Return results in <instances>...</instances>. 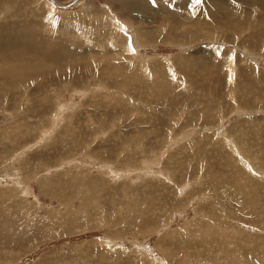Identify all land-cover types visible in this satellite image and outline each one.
<instances>
[{
  "label": "rangeland",
  "instance_id": "1",
  "mask_svg": "<svg viewBox=\"0 0 264 264\" xmlns=\"http://www.w3.org/2000/svg\"><path fill=\"white\" fill-rule=\"evenodd\" d=\"M55 1L0 0V264H264V0Z\"/></svg>",
  "mask_w": 264,
  "mask_h": 264
},
{
  "label": "bare ground",
  "instance_id": "2",
  "mask_svg": "<svg viewBox=\"0 0 264 264\" xmlns=\"http://www.w3.org/2000/svg\"><path fill=\"white\" fill-rule=\"evenodd\" d=\"M77 1V0H76ZM51 2L55 5V6H60L55 0H51ZM61 7V6H60ZM243 17H245V16H243ZM140 35V34H139ZM8 36V35H7ZM7 41V40H6ZM28 48V47H27ZM17 49V48H16ZM16 51V50H15ZM18 52V51H17ZM8 53V52H7ZM12 53H14V52H12ZM16 53V52H15ZM17 54V53H16ZM9 55V54H8ZM44 56H42V57H39L40 58V60H39V62H36V61H34V60H32V61H25V62H20V64L18 65L17 63L16 64H14L15 66H11L10 67V72H12V71H14V72H17V73H19L20 71H18V70H21L22 68H24V67H26L27 65L28 66H30V67H33L34 68V66L35 65H37V64H39L40 63V61H44V60H47V61H49V60H51V59H53L54 60V62L57 60V58L59 57L60 59H61V57H62V59L63 60H65V56L64 55H54V56H49L48 54H43ZM36 57H38V56H36ZM15 59L17 58L16 57V55H15V57H14ZM69 59H71V58H69ZM74 59V58H73ZM21 60V59H20ZM16 61V60H15ZM74 61V60H73ZM74 63V62H73ZM70 64H71V62H70ZM61 67H62V65H61ZM190 70V69H189ZM9 72V73H10ZM13 73V72H12ZM16 74V73H15ZM18 76H19V74H18ZM16 80V79H15ZM18 81V80H17ZM72 214V213H71Z\"/></svg>",
  "mask_w": 264,
  "mask_h": 264
}]
</instances>
